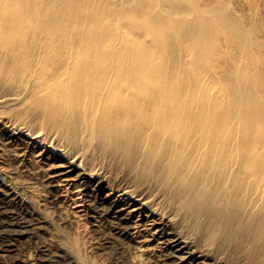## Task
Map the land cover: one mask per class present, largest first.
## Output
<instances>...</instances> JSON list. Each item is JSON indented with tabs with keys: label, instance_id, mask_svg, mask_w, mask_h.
<instances>
[{
	"label": "bare ground",
	"instance_id": "1",
	"mask_svg": "<svg viewBox=\"0 0 264 264\" xmlns=\"http://www.w3.org/2000/svg\"><path fill=\"white\" fill-rule=\"evenodd\" d=\"M0 126L135 264H264V0H0Z\"/></svg>",
	"mask_w": 264,
	"mask_h": 264
},
{
	"label": "rangeland",
	"instance_id": "2",
	"mask_svg": "<svg viewBox=\"0 0 264 264\" xmlns=\"http://www.w3.org/2000/svg\"><path fill=\"white\" fill-rule=\"evenodd\" d=\"M3 128L0 264H135L130 247L119 250L107 243L116 240V231L102 215L82 207L75 179L54 177L61 161L39 148L24 151Z\"/></svg>",
	"mask_w": 264,
	"mask_h": 264
}]
</instances>
